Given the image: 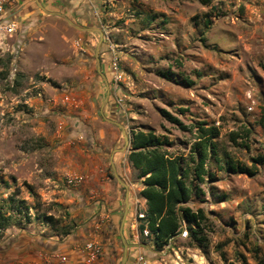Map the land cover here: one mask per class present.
Returning a JSON list of instances; mask_svg holds the SVG:
<instances>
[{
    "label": "rangeland",
    "instance_id": "obj_1",
    "mask_svg": "<svg viewBox=\"0 0 264 264\" xmlns=\"http://www.w3.org/2000/svg\"><path fill=\"white\" fill-rule=\"evenodd\" d=\"M208 1L78 0L75 11H58L89 30L41 11L30 24L17 23L9 16L16 1L0 12V203L24 201L21 219L1 232L0 253L19 236L61 242L82 231L84 169L101 165L120 188L110 155L123 133L103 117L127 136L152 130L167 137L168 150L187 153L192 140L166 111L185 125L216 126L220 166L228 158L256 173L207 162L215 180L190 203L206 218L202 245L179 234L157 248L135 231L139 223L131 227V209L125 243L139 244L134 250L146 264L264 262V0ZM10 22L15 31L7 34ZM119 199L115 219L103 217L106 233L95 240L98 258L106 243L110 264L124 249L123 191Z\"/></svg>",
    "mask_w": 264,
    "mask_h": 264
},
{
    "label": "trees",
    "instance_id": "obj_2",
    "mask_svg": "<svg viewBox=\"0 0 264 264\" xmlns=\"http://www.w3.org/2000/svg\"><path fill=\"white\" fill-rule=\"evenodd\" d=\"M208 0H201L203 5ZM161 115L181 131L189 134L192 143L186 154L168 150L172 144L166 136L157 135L152 130L131 131L130 150L127 155L132 167L137 170V177L142 179L143 188L139 192L145 199L144 218L139 219L137 226L143 239L151 238L152 244L162 248L183 229L186 236L197 245L206 240L203 233V221L206 219L200 207L193 208V198L198 201L204 195L202 186L214 181L213 172L207 162H214L218 170L226 173H244L253 176L256 172L226 158L224 167L220 166V158L216 154L215 139L218 128L205 122L197 121L185 125L169 112L161 111ZM262 158L255 159L259 163ZM15 205L12 207L11 205ZM20 205L23 200L6 198L0 203V235L3 229L13 224L14 219H21ZM6 206V207H5ZM24 219L29 222L28 208L22 209ZM14 213V216L13 214ZM50 220L49 216H43ZM146 227L148 237L142 235ZM141 253L146 258L144 252ZM257 264H264L259 261Z\"/></svg>",
    "mask_w": 264,
    "mask_h": 264
},
{
    "label": "crops",
    "instance_id": "obj_3",
    "mask_svg": "<svg viewBox=\"0 0 264 264\" xmlns=\"http://www.w3.org/2000/svg\"><path fill=\"white\" fill-rule=\"evenodd\" d=\"M65 1L66 0H16V5L11 8L12 10L9 12V16L15 22L20 24L24 23V25H26L35 20L40 11L58 12L60 10L63 12L65 8H70L72 5L71 10L75 11L78 0H68V5L65 4ZM127 138L128 144L126 148L118 152V156L113 155L114 167L121 175L122 182L124 183V185L120 183V188L118 185L114 186L111 184L110 178L105 175L104 168L101 165H94L92 168L83 170V176L86 177L83 189L86 188L87 195L81 197L84 199L83 201H85L82 207L83 214H85L87 221L84 223L82 231H79L77 235L70 236L61 242L40 239L37 240L36 243H30L27 239H24L26 237L19 236V238H16V241L9 244L3 254L0 253V264H86L84 258H82V245L92 238L93 240H99L100 234L106 233V228L104 229L106 223L103 221V217L109 216L113 220L115 219V211L119 204L121 191L124 192L123 204L125 199H127V204L126 206L124 204L121 215L122 220L124 210L126 209L123 224H125L126 215L131 213L129 211L130 209L134 212L138 210L144 213L146 209L145 199L139 194L143 188L141 183L142 179L137 177V170L132 167L127 159L130 150L131 134H129ZM114 140L116 143L119 142V139L116 137ZM191 143L192 142H190V144ZM190 144L186 146L189 147ZM77 176L80 177L82 175ZM132 201H135L137 205H139L138 208L133 207ZM136 223H139V220L134 219L131 227L136 226ZM123 224L122 229L124 227ZM136 230L137 227L135 228V231ZM131 234L134 237V233L131 232ZM136 234L138 236L137 232ZM105 244L103 245V252L105 253L91 264H110V257L107 256L109 248H107ZM131 245L132 246L129 247L131 251L129 250L126 264H128L131 256L135 252L134 249L136 245L139 244L133 242ZM62 256L65 257V261L60 259Z\"/></svg>",
    "mask_w": 264,
    "mask_h": 264
},
{
    "label": "built area",
    "instance_id": "obj_4",
    "mask_svg": "<svg viewBox=\"0 0 264 264\" xmlns=\"http://www.w3.org/2000/svg\"><path fill=\"white\" fill-rule=\"evenodd\" d=\"M15 1L16 0H0V12L3 11L6 6L11 5ZM15 26H16V23H14V22L8 23L6 26V30H5L6 33L7 34L13 33L15 31V28H14ZM134 214H135L136 220L144 218L143 212L136 210L134 212ZM137 226H138V224H137ZM142 235L144 237L149 236V232H148V229L146 227H144V229L142 230ZM180 235L182 237H186L185 229L182 230ZM82 251H83L84 262L86 264H91L92 262H94L98 258L99 254H100V247L95 240L90 239L84 243ZM60 259L62 261H65L64 256L60 257ZM128 264H146V259H145L144 255L141 253V251H135L133 253V255L131 256V259L128 262Z\"/></svg>",
    "mask_w": 264,
    "mask_h": 264
},
{
    "label": "water",
    "instance_id": "obj_5",
    "mask_svg": "<svg viewBox=\"0 0 264 264\" xmlns=\"http://www.w3.org/2000/svg\"><path fill=\"white\" fill-rule=\"evenodd\" d=\"M36 2H37V1H36ZM37 4H38V2H37ZM38 6H39V4H38ZM44 11H45L47 14H49V15L52 14V15H59V16H61V17L64 18L69 24H71L73 27H75V28H77V29H79V30H89V28L81 27V26H78V25L74 24V23L71 22V20H69V19H68L63 13L55 12V11H46V10H44ZM92 30H93V28H92ZM94 30L97 31V32L100 34L99 30H96V29H94ZM98 46H99V44H98ZM95 53H97V51H96ZM107 94H108V92H107ZM102 108H103V105H102L101 108H100V113H102ZM103 118H104L106 121L110 122V123L116 124L117 126H119V127L122 129L123 139H124V145H123L120 149L113 150L112 154L110 155V164H111V169H112L113 175L115 176L116 180H117L118 182H120L121 184L124 185V183L122 182V180H121V179L116 175V173H115V167H114V165H113V163H112V157H113V154H114L115 152H121V151H123V150L126 148V146H127V144H128V138H127V135H126L125 131L123 130V125L117 123V122L114 121V120L107 119V118H105V117H103ZM124 204H125V206H126V204H127V199H125ZM125 214H126V209L124 210L123 218H122L121 223H120V237H121V240H122V242H123V244H124V249H123L122 259H121V261H120L119 264H126L127 259H128V253H129V252H128L129 245L125 243V240H124V238H123V236H122V234H121L122 224H123V221H124V219H125Z\"/></svg>",
    "mask_w": 264,
    "mask_h": 264
}]
</instances>
